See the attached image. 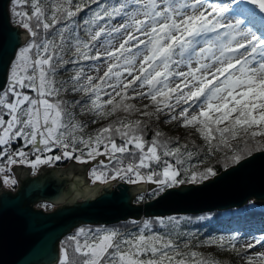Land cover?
<instances>
[{
	"label": "snow or ice",
	"instance_id": "1",
	"mask_svg": "<svg viewBox=\"0 0 264 264\" xmlns=\"http://www.w3.org/2000/svg\"><path fill=\"white\" fill-rule=\"evenodd\" d=\"M16 2L19 4L20 0ZM247 2L264 12V0ZM132 4L134 9L130 12L126 11L128 6L124 3L113 6L111 11L101 5L103 14L97 11L94 20L84 21L86 25L94 24L95 20L105 16L115 18L121 12L129 17V22L108 33L125 35L117 48H112L109 42L104 55L110 63L99 82L93 84V77L89 76L87 84L77 85L81 74L78 72L72 77L73 91L89 93V101L84 102L82 110L87 108L96 117L92 122L98 123L117 112L152 117L167 109V122H178L184 128L193 127L210 151L226 148L235 153L231 157L233 161L241 159L243 153L232 141L241 139L247 146L251 139L264 137V35L243 27L241 19L231 22L228 8L206 6V0H132ZM31 7L34 10L32 16L15 12L31 40L20 48L8 89L0 95V157L6 156L9 165L26 164L37 169L39 165H49L64 158L85 163L84 149H87L89 159L107 155L110 161L116 162L111 179L128 177L131 180L134 176L135 181L147 179L158 183L162 186L160 190L182 182L176 179L179 169L167 159H163V178L153 181L158 175L155 171L146 177L141 175L139 169H151L152 163L160 164L162 158L173 157L176 165H181L185 156H192L187 145L172 147L171 140L160 139L163 134L159 131L155 132L153 140L146 141L143 136L146 125L142 120L121 118L87 137L77 135L83 133L85 125L76 119L70 108L80 102L69 105L62 100L52 102L48 99L58 96L61 91L56 87L54 75L58 63H66L62 53L65 44L71 42L64 35L67 26L57 34L60 44L55 42V37L49 39L47 35L37 42L40 36L37 29L42 28L47 33L61 22L62 17L74 16L71 0H66V4H52L51 23L46 22L47 13L40 0H32ZM75 7L80 9L79 4ZM247 11L240 8L237 14L243 15ZM33 18L35 24L30 23ZM105 27L89 32L90 41L76 44L80 56L100 59L99 53L89 57L82 49L95 47L92 42L100 40ZM124 73L130 79H121ZM24 89L31 90L36 96L26 94ZM101 92L107 100H101ZM136 98L150 99L155 111H147V105L141 110L134 104L125 103ZM5 116L9 118L5 119ZM117 136L122 141L120 144L116 142ZM16 140H22L25 147L31 146L36 153L52 152L54 148L63 151L61 155L44 158L36 155L30 160L29 153L22 149L9 151ZM77 145H83V148L79 149V156H74ZM125 155L134 159L125 164L121 158ZM3 171L5 169L0 168V172ZM199 175L203 179L215 172L209 168ZM196 178V175L191 177L193 181ZM96 179L106 181L108 177L99 175ZM4 183L15 185L16 180L6 177ZM159 223L164 226L163 220ZM144 229H150L147 222ZM144 229L134 235H122L117 230L80 228L76 235L68 238L72 242L71 251L68 247L63 249L61 264H186L178 245L170 237L148 235ZM236 239L231 237L229 240L233 248ZM219 243L223 246L222 240ZM256 243L264 244V240ZM247 247H255V244L250 243ZM196 257L197 253L192 252L191 258L196 260ZM196 264L206 262L198 260ZM247 264H264V251L247 257Z\"/></svg>",
	"mask_w": 264,
	"mask_h": 264
},
{
	"label": "water",
	"instance_id": "2",
	"mask_svg": "<svg viewBox=\"0 0 264 264\" xmlns=\"http://www.w3.org/2000/svg\"><path fill=\"white\" fill-rule=\"evenodd\" d=\"M10 2L0 0V93L6 87L17 51L29 39L28 33L12 25ZM91 166L89 162L77 166L70 161L65 169L42 167L34 178L27 175L30 169L14 167L11 170L18 181L15 194L1 190L0 179V264H57L59 241L83 225L108 226L142 217L225 211L240 208L251 200L264 207V151L201 185L167 189L143 205H133L132 197L144 192L145 184L129 186L114 181L87 187L85 174ZM75 169L83 176H76ZM81 185L84 187L80 188ZM72 192L74 196L69 198ZM78 198L82 201L76 203ZM36 204L59 207L44 213L33 209Z\"/></svg>",
	"mask_w": 264,
	"mask_h": 264
},
{
	"label": "trees",
	"instance_id": "3",
	"mask_svg": "<svg viewBox=\"0 0 264 264\" xmlns=\"http://www.w3.org/2000/svg\"><path fill=\"white\" fill-rule=\"evenodd\" d=\"M105 0H76L77 4L80 5V9L74 14L71 18H61V22L58 24H55L51 29L48 30L47 33H44V30L42 28L37 29V31L40 33V36L37 37V42H39L40 38H42L44 35H47L49 39H52L55 34L58 32V30L61 27H64L65 25H69L71 22H76V27L80 26V19L81 17L86 14L90 9H92L93 6H96L98 4L103 3ZM109 2H112V4H115L116 2L124 1V0H108ZM40 3L42 7L44 8L45 12L47 13L46 22L51 23V7L47 0H40ZM32 0H20V3L17 4L16 0H11L9 4V16L11 19V16H16L15 12L20 13H27L28 16H32L33 8L31 7ZM15 10V11H14ZM32 24H35V18L30 22ZM16 24L19 27L20 30L24 31L25 29L21 26L20 18L17 17ZM27 31V30H25ZM31 40V39H30ZM27 41L25 45L26 46L29 42ZM21 47V48H22ZM20 50V49H19ZM16 54V57L18 55V52ZM15 57V58H16ZM13 64L11 63L9 67V73H8V81L6 83V87L4 89L7 90L10 80H11V70H12ZM2 91L0 95L3 94ZM24 92L30 96L35 97L36 93L32 92L29 89H24ZM48 99L52 102L60 101L54 97H48ZM119 99V97L117 98ZM127 104H134L133 99L125 101ZM137 108L144 110L145 106H137ZM147 111L153 112L155 109L152 107V101L149 105H147ZM110 107V106H109ZM7 116H5L6 118ZM158 116H152L147 117L140 115L139 113H133L132 115H128L124 112H117L116 115L110 116L108 119H102L98 122L96 127H91L89 125V129L86 131L89 134H93L97 131V129L108 125L110 123H113L117 119L126 118L127 120H142L144 121V125H146L143 136L146 141H151L155 138V132L159 131L163 134V136L160 139H169L172 141V144L170 146L175 147L177 144L179 145H187V151L192 153L191 157L185 156L184 157V163L181 165H176L175 159L173 157H167L162 158V161L160 164H156L155 162L152 163L151 169H145L141 168L140 170L144 172L146 175L150 174L151 171H155L158 175L153 177V181L163 178L162 177V171H163V159H167L170 163H172L176 168L179 169V175L177 176V181L179 182L171 187H163V190L161 189V185L158 183L153 182L152 185L154 188H152L149 192L145 193L144 195H140V198H143V201H139L137 204L143 205L144 203L153 200L154 198L161 195L165 190L172 189V188H179L183 185H201L202 182L207 181L209 179H212L214 176L219 175L221 172L225 171L226 169L230 168L231 166H235L240 161L250 157L251 155L264 151V143L257 142L255 139H251L247 146L243 143L241 139H237L232 141L234 147L238 148L242 154L241 159L238 161H233L231 158L235 153L230 151L226 148H219L216 151H210L208 144L206 141L201 137L199 132L196 131L193 127L188 128H181L180 132L175 133L173 131V128H163L160 124V120L157 118ZM198 127V126H197ZM223 127V125H221ZM117 144H120L122 141L119 139V137H116ZM216 143L215 141L213 142ZM11 150L15 151L18 148L24 147V143L22 140H16L11 144ZM25 149H28V147H24ZM85 150V149H84ZM100 151L103 152V147L101 146ZM135 151V150H133ZM53 154V152H51ZM33 158V155L30 154ZM54 155V154H53ZM80 153L74 154V156H79ZM98 156H104V155H97ZM31 158V157H30ZM123 159H125L126 162H129L130 160L134 159V157L131 156H123ZM84 159L88 162V157L84 156ZM75 160V158H73ZM205 162V165L197 168L192 169L189 172H183V168L187 162ZM85 162V163H87ZM67 163V162H66ZM99 165L95 166L93 161L91 162L92 166L88 170V175H93V177L103 175L107 176L108 179L106 181L99 180V184H105L106 182L113 180L111 179L112 171H113V165L116 163L115 161L110 162L109 164H105L104 162L99 161ZM60 166L56 165L54 167H62L65 165V163H60ZM211 168L215 175H207L205 178H201L199 174L205 173L207 169ZM193 175H196L197 178L195 181L191 179ZM97 180V179H96ZM142 182V181H141ZM140 182V183H141ZM139 199V200H141ZM251 200L244 204L240 208H233L225 211H213L208 213H202L197 215H171L166 216L163 218L157 217H148L140 220H133L129 219L127 221L119 222L113 225L108 226H94V225H83L76 229H74L70 234L63 237L59 243H58V249L60 251V262L58 264H61L62 260V252L65 247L69 248V251H71V244L72 242L68 240L69 237L74 236L76 234L77 229L84 228V229H97V228H103L108 230H117L122 235H128V234H137L141 231V229H144V225L147 222L150 225V229H144L145 234H159L164 236L166 239L171 238L175 244H180L185 240L186 234H188L191 231H195L199 233L200 236L206 237L211 233H231L233 235H237L240 232H251L254 235L257 236L259 240H264V207L258 206L252 203ZM40 207H44L45 209L47 207L54 208L51 205L48 204H40ZM161 220L164 221V226H161L159 223ZM242 253L236 252V251H228L225 255H223L216 263H213L209 259V254L202 255V259H197L191 262H187V264H196L198 260H203L206 262V264H233V258L241 256Z\"/></svg>",
	"mask_w": 264,
	"mask_h": 264
},
{
	"label": "rangeland",
	"instance_id": "4",
	"mask_svg": "<svg viewBox=\"0 0 264 264\" xmlns=\"http://www.w3.org/2000/svg\"><path fill=\"white\" fill-rule=\"evenodd\" d=\"M47 1L49 2L50 7L52 6L53 3L66 4V0H47ZM120 3H124L128 6L126 8V11L130 12L131 10L134 9V5L132 4V0H124V1L116 2L115 4H112V2L105 0L103 3L98 4L96 6H93L92 9H90L86 14H84L81 17L80 22H79L80 23L79 27H76V22L73 21L69 25H67V30L64 33L66 40L70 38L71 42L68 44H65L64 50L62 53L63 60L66 61V63H58V65L56 67L54 80H55L56 87H60L61 91H60L58 96H53V97L58 99V100L65 101L69 105H73L77 101L80 102L79 104H75L74 108H70V110L75 112L76 119L85 125L83 133L78 132L77 133L78 136L84 135L85 137H87L88 135H91L88 132H86L89 129V125L91 127H96L98 123L92 122L94 119H96V117L87 108H83V110H82V106H83L84 102L89 101V93L81 92V91H73L72 77L75 76L78 72L81 74V81L76 82L77 85L79 83L87 84V77H89V76L93 77V84L99 82L100 78L104 76L105 71H107L108 65L110 63V61L104 55L105 52L101 51V48L104 46V47H106L104 51L108 50L109 42H111L112 48L119 47V44L122 42L125 34L112 32L111 35H108V33L112 29L119 27L121 24L129 22V17L124 15L123 12H121V13L117 14L115 16V18H109V17L105 16V18L102 20H95L94 24L86 25L84 23V21L94 20L95 13L97 11H99L103 14L104 8H102L101 5H106L108 11H111L113 6H116ZM221 4H224L225 7H227V6L229 7L232 5H234V6L242 5L243 8H247L248 6H251L258 13H260L262 16H264V12H261L258 9V7L250 5V4H246L243 0H206V5H211V6H216V7L223 6ZM76 5H77L76 0H71V11H73L74 14L78 11L75 7ZM16 19H17L16 16H11V22L14 26H18L16 24ZM105 25H106L105 34L101 36L99 41L92 42L95 45V47H92L91 49H82V51L87 52L89 57H93V56L97 55V53H99L100 59H91V58L85 59L82 56H80L79 53H77V51H76V44L78 42L90 41V36L88 33L94 32V31L98 30L100 27H104ZM64 27H61V28H64ZM60 29L58 30V32L60 31ZM25 32H27V31H25ZM58 32L55 34L54 37H55V42L57 44H60V40H59V37L57 35ZM77 37H78V40H77ZM141 38H143V37H141ZM30 39H31V37H30ZM133 50L135 51V49H133ZM16 58L12 61L13 66L15 64ZM73 61H76V62H73ZM54 63H56L55 60H54ZM180 70L186 71L185 68H181ZM93 71L96 73L92 74ZM8 73H9V71H8ZM126 78L130 79V77H127V74L124 73V75L121 77V79H126ZM113 80H115V77H113ZM7 81H8V79H7ZM65 82H68V83H65ZM64 89H67V90H64ZM106 91L110 92L111 89L106 88ZM145 91H146V89H145ZM107 99H108V97L106 95H104L103 92H101V100H107ZM133 101H134L135 105H137V106L149 105L151 102L150 99H146V98L145 99L136 98V99H133ZM167 112H168V110L165 109L163 112H160L158 114L157 118H158V120H160L161 126L163 128H173V131L175 133L180 132L182 127L180 126V124L178 122H175V121L170 122V123L167 122L168 121V116L166 115ZM8 118L9 117L7 116L5 119H8ZM255 141L262 142V141H264V137L258 136L255 138ZM24 147H21L18 149H22L25 152H28L29 153L28 158L30 160H34L36 155H41L42 158L49 156V155H53V154L58 155V152L55 150V148L52 151L53 154L51 152H44L41 154V153H36L32 149L31 146H29L28 149H25ZM40 147L43 148V145H40ZM77 148H78V151L76 153H80L79 149H82L83 145H77ZM9 150H11V147H9ZM12 152H14V151H12ZM84 152H85V157H87V155H86L87 149H85ZM30 154L33 155V158ZM5 157H0V160L4 159ZM88 160H89L88 161L89 163H91L93 160H96V161H93V163H97V165L94 164L95 166L99 165V161L104 162L105 164H109L110 162H112V161L108 162L109 157L107 155L98 156V157H95L94 159L88 158ZM123 160H125V159H123ZM62 161H63V163H65V165L62 166L63 169L68 167V165L70 164V161L75 163L77 166H81L83 164H86V163L78 162L77 159L73 160V159L67 158L66 160L64 159ZM13 165L14 164L6 167L5 165L0 164V168L5 169V171L0 172V179L3 183V186L5 185V187H15V186L17 187V185H16L17 182L15 185H9V184L4 183V179L6 177H11L12 179H15L11 175V172H10ZM204 165H205V162H189L187 160V162L183 168V172H189L192 169H197V168H200ZM52 166H53L52 164H49V165H39L37 169H32L31 167H29V168L32 169V174L36 175V174H38V170L41 169L42 167H44V169H46V168H52ZM7 170L9 171V175H7V173H6ZM66 172H68V169L66 170ZM74 173L76 176H79V177L83 176L82 173H77V169H75ZM85 179H86L85 182H88V185L86 184L87 187H93L94 184H99V182H98L99 180H96L95 177H93V175H88V171L85 174ZM118 179L119 178L113 179V180H110L108 182H114V181L118 182ZM140 182L141 181H131L129 183L128 182L125 183L123 180H121V181L119 180L120 184L125 183L129 186L145 184L144 192H139V193L133 195V197H132V204L133 205H139L137 203L139 201H143V198L141 199L140 195H144L145 193L149 192L152 188H154L152 185L153 182L148 181L147 179L142 180L141 183ZM101 185H104V184H101ZM81 187H84V186L81 185L80 188ZM65 189H67V187ZM100 191H99V193H100ZM72 196H74L73 192L71 193L69 198H71ZM139 199H141V200H139ZM81 201H82V198H78L76 200V203L81 202ZM39 206L37 205L36 207L38 209H40ZM58 207L59 206H57L55 208L47 207L44 210H46L48 213V212L54 211V209H56ZM79 229H77L76 233L78 232ZM99 229L105 230L103 228H99ZM106 230H108V229H106ZM231 237L237 238L235 241H233V243H235V245H236L235 248L231 247V244L229 243V240ZM221 240L223 241V246H221L219 243ZM257 240H259L257 238V236L251 232H240L237 235H233V234L228 233V232L227 233H219V234H216L213 232V233L209 234L208 236L203 237V236H200L199 233H197L195 231H191L188 234H186L185 240L183 242H181L180 244H176V245H178L181 256L185 259L186 264L188 261L189 262L194 261L191 258L192 252L197 253L196 260L202 259V255L209 254V259L213 263H216L223 255L228 253V251H230V250L242 253L241 256L233 258V264H247V257L253 256L254 254H256L258 252L264 251V244L256 243ZM250 243L255 244V247L248 248L247 245Z\"/></svg>",
	"mask_w": 264,
	"mask_h": 264
},
{
	"label": "bare ground",
	"instance_id": "5",
	"mask_svg": "<svg viewBox=\"0 0 264 264\" xmlns=\"http://www.w3.org/2000/svg\"><path fill=\"white\" fill-rule=\"evenodd\" d=\"M221 5H223V6H218V7H225L224 4H221ZM225 8L229 9L228 17L231 20V22H234L235 19H241V20H243V27L255 32L257 35H264V16H262L260 13H258L254 8H252L251 6H248L247 8H243L242 5H237V6L232 5L229 7L227 6ZM240 8L247 9L248 11L245 12L243 15H238L237 10ZM14 27H16V26H14ZM26 33H28V32H26ZM28 35H29V33H28ZM29 39H30V35H29ZM105 48L106 47L103 46L101 48V51L106 52V51H104ZM95 73L96 72H94V71L92 72V74H95ZM2 186H3V183H2ZM99 189L100 188H98L97 194L100 191ZM59 255H60V251H59Z\"/></svg>",
	"mask_w": 264,
	"mask_h": 264
},
{
	"label": "built area",
	"instance_id": "6",
	"mask_svg": "<svg viewBox=\"0 0 264 264\" xmlns=\"http://www.w3.org/2000/svg\"><path fill=\"white\" fill-rule=\"evenodd\" d=\"M55 150L58 152V155H61L62 154V151H63V149H61V148H55ZM10 152H12L11 150H9ZM65 160L67 159V158H64ZM64 159H62V160H64ZM62 160H59V161H55V162H53L52 163V167H54V166H56V165H58V166H60L59 164H60V162H61V164L63 163V161ZM108 162H110V160H108ZM124 163L125 164H127L128 162H126L125 160H124ZM0 164H2V165H5L6 167H8L9 166V164L7 163V157H5L4 159H2V160H0ZM51 166V165H50ZM49 169V168H48ZM140 172H141V170H139ZM6 173H7V175H9V171L7 170L6 171ZM123 175V174H122ZM129 175H131V174H129ZM141 175H143V176H145L146 177V175L143 173V172H141ZM119 180L121 181V180H123L125 183L126 182H131V181H135V177L134 176H132V179L131 180H129L128 179V177H124L123 179H121V178H119L118 179V183H119ZM124 183V184H125ZM17 187L15 186V187H5V186H2V188H1V190H3L4 192H10L11 194H15L16 192H17ZM0 190V191H1ZM39 206L40 204H36V205H34L33 206V209H35V210H41L42 212H44V213H47V211L46 210H44L45 208L44 207H40L39 206V208L40 209H38L36 206ZM59 260H60V255H59ZM59 260L57 261V264L59 263Z\"/></svg>",
	"mask_w": 264,
	"mask_h": 264
},
{
	"label": "crops",
	"instance_id": "7",
	"mask_svg": "<svg viewBox=\"0 0 264 264\" xmlns=\"http://www.w3.org/2000/svg\"><path fill=\"white\" fill-rule=\"evenodd\" d=\"M14 167H22V168H24V169H30V171L28 172V177H32V178H34L36 175H33L32 174V169L31 168H29V166L28 165H26V164H14L13 166H12V168H14ZM39 171H40V169L38 170V173H39ZM11 172V175L16 179V176H15V174H14V172L11 170L10 171ZM16 182L18 183V181H17V179H16ZM16 185H18V184H16ZM5 186V185H4Z\"/></svg>",
	"mask_w": 264,
	"mask_h": 264
}]
</instances>
